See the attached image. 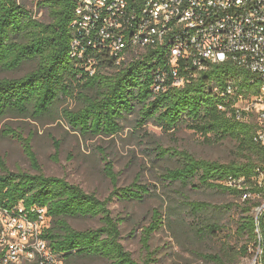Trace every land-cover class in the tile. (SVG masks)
Masks as SVG:
<instances>
[{
    "label": "trees",
    "instance_id": "1",
    "mask_svg": "<svg viewBox=\"0 0 264 264\" xmlns=\"http://www.w3.org/2000/svg\"><path fill=\"white\" fill-rule=\"evenodd\" d=\"M77 0H40L48 20H38L22 0H0V71L14 72L27 63L33 69L20 78L0 79V121L7 118L65 121L69 129L86 141L114 138L124 130L122 122L136 114L138 127L154 124L170 133L186 126L207 142L230 140L237 145L240 158L222 163L199 159L187 151L159 148L162 158H171L176 166L166 169L160 180L184 188L212 189L233 195L241 202V217L236 233L250 247L259 249L257 264H264V143L258 139L260 126L252 115L237 114L240 94L250 97L256 85L253 76L230 62L206 64L196 70L182 60L174 67L168 49L147 48L138 57L118 65L107 44L94 43L91 35H78L74 28ZM81 44L74 48L76 40ZM77 54L75 55V52ZM175 73L177 75L175 76ZM163 77L164 82L159 83ZM159 87V90L156 88ZM234 93L228 94L229 89ZM70 104H74L73 108ZM3 137L21 143L35 174L11 171L0 155V211L17 213L20 207L31 220H38L37 209L46 210L49 224L43 238L63 262L76 258H101L110 264H153L151 241L168 220L199 221L211 206L189 202L186 208L170 207L167 216L155 208L152 221L142 231L145 256L134 258L123 244L122 226L126 219L115 216L110 203L146 201L154 190L140 181L120 187L118 174L101 149L105 173L112 183L107 199L86 191L65 178L43 173L31 138L12 127ZM56 153L61 143L55 141ZM246 197V198H245ZM68 219H96L97 228L78 230ZM196 231L213 233L216 226L195 224ZM224 262L218 256H209ZM229 259V260H228ZM231 259V260H230ZM1 260V256H0ZM225 260L234 262L227 252Z\"/></svg>",
    "mask_w": 264,
    "mask_h": 264
},
{
    "label": "rangeland",
    "instance_id": "2",
    "mask_svg": "<svg viewBox=\"0 0 264 264\" xmlns=\"http://www.w3.org/2000/svg\"><path fill=\"white\" fill-rule=\"evenodd\" d=\"M22 1L38 20H48L45 12L39 8L40 0ZM33 67V63H27L18 71H0V79L20 78ZM74 106L70 104L71 108ZM137 125L138 117L132 114L122 122L124 130L116 137L86 141L69 129L62 119L34 121L7 118L0 121V155L6 159L11 171L36 173L21 143L2 136L5 128L18 129L24 138H31L44 174L65 178L86 191L97 194L101 199H107L113 187L105 173V162L101 153V149H104L118 174L120 187H128L139 180L154 190L153 196L141 203L116 199L110 203L113 214L126 219L122 226V240L135 259L142 260L145 256L141 243L142 231L151 224L155 208H160L167 216L170 207L179 206L185 209L189 202H202L213 207L206 211L199 221H189V218L184 222L168 220L167 225L154 235L151 241L155 260L153 264H224L209 256L223 258L227 264H257L259 249L250 247L246 257L239 252L247 243L245 238L236 233L241 217L239 199L218 190L187 189L180 185H167L160 180L165 170L175 167L177 163L171 158L160 157L159 148L187 151L199 159L229 163L240 158L237 145L230 140L222 143L207 142L186 126H180L176 131L167 133L152 123L143 128ZM55 141L61 143L58 154ZM257 199L264 203V200ZM68 221L78 230L97 228L100 225L96 219ZM49 222L47 221L46 225ZM197 223L205 226L203 230L207 224L216 226V229L213 233L199 232L195 229ZM227 252L235 254L234 262L225 260ZM63 264L110 262L101 258H76Z\"/></svg>",
    "mask_w": 264,
    "mask_h": 264
},
{
    "label": "built area",
    "instance_id": "3",
    "mask_svg": "<svg viewBox=\"0 0 264 264\" xmlns=\"http://www.w3.org/2000/svg\"><path fill=\"white\" fill-rule=\"evenodd\" d=\"M75 14L78 35L95 31L94 43L107 44L118 65L165 47L174 67L186 60L203 71L207 63L230 62L250 73L256 89L249 98L238 95L236 109L239 118L255 117L264 143V0H77ZM18 212L0 211L2 264H62L43 238L46 210L37 209L38 220Z\"/></svg>",
    "mask_w": 264,
    "mask_h": 264
}]
</instances>
